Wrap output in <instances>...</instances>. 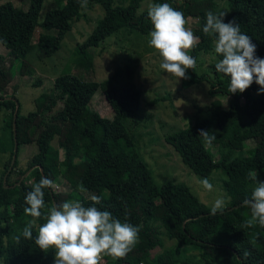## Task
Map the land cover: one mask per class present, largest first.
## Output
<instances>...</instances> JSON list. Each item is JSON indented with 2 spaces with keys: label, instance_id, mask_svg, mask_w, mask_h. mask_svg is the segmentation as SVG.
Masks as SVG:
<instances>
[{
  "label": "trees",
  "instance_id": "obj_1",
  "mask_svg": "<svg viewBox=\"0 0 264 264\" xmlns=\"http://www.w3.org/2000/svg\"><path fill=\"white\" fill-rule=\"evenodd\" d=\"M20 1L27 6L26 10L16 9L10 1L0 4V45L7 51L5 56L0 54V92L10 87L16 60H19L18 74L32 76L30 57L36 55L38 60L53 57L85 13L80 0H51V8L40 19L48 0ZM143 1L146 0H129L123 7L115 6L113 0H88L87 9L99 6L103 16L79 48L77 65L85 73L93 70L90 48L99 47L123 29L149 35L153 26L147 10L139 12ZM148 1L167 2L181 11L185 19L198 20L199 27L193 33L200 39L189 50L192 57L197 60L201 53L214 52V39L203 33L206 13H218L213 0ZM233 19L252 38L256 55L264 59V0H228L224 22ZM39 24L43 31L33 43ZM216 62L203 74L189 69L186 75L190 78L182 79V86L207 83L211 98H229L227 108L214 103L205 118L166 137V143L195 175L206 178L219 170L227 176L222 184L231 201L222 214L215 216L210 215V209L187 186L169 182L156 185L151 171L133 149L127 120L140 113L141 92L134 83L135 67L131 64L117 67L102 82L80 79L73 74L60 75L51 89L34 99L38 115L34 125L21 114L20 104L13 96L0 95V113L7 116L3 131L9 134L8 139L0 137V154L9 153L0 180V226L3 228L0 255L4 264H54L55 250H41L35 237L38 226L46 222V216L55 206V191L45 190V207L37 227L32 230L33 239L24 238L23 230H18L27 216L23 191L26 181L31 178L33 189L42 177L53 180L55 185H63L68 201L78 200L88 207L94 203L91 196H99L101 204L97 207L102 211L140 227L139 243L125 258L105 256L100 264H193L192 254L198 264H264V228L242 227L250 218V209L241 206L255 187L249 173L264 182V94H258L259 85L255 81L243 94H231L230 79L216 71ZM40 83L33 85L38 87ZM97 91L103 94L111 119L92 108L91 100ZM241 121L255 134L251 146L241 137L238 124ZM32 127L35 129L31 136ZM202 129L216 136L212 145L218 147L219 160H215L199 137ZM56 138H61L58 146L52 144ZM14 139L16 158L19 148L31 143L36 154L29 160L27 169L10 182L17 167L15 160L8 172L14 155ZM27 172V177L22 179ZM234 206L237 208L231 210ZM2 236L6 238L5 243ZM166 241L172 244L166 247ZM157 249L161 252L153 256L152 252ZM245 252L247 256L243 255Z\"/></svg>",
  "mask_w": 264,
  "mask_h": 264
},
{
  "label": "rangeland",
  "instance_id": "obj_2",
  "mask_svg": "<svg viewBox=\"0 0 264 264\" xmlns=\"http://www.w3.org/2000/svg\"><path fill=\"white\" fill-rule=\"evenodd\" d=\"M12 2L16 9H27L20 0H0V4ZM218 13L228 12V0H213ZM115 6L125 7L129 0H113ZM51 0H48L40 13V19L46 14V10L51 8ZM151 1H143L139 12L148 9ZM103 10L99 6H93L86 9L84 16L76 22L72 30L62 41L61 48L50 58L38 60L36 55L29 59L30 66L34 70L32 76H21L18 74L19 60H16L13 72L14 78L11 85L5 92L0 95L13 96L20 104L21 114L27 121L34 125L38 119L33 101L44 91L53 86L54 80L62 74H73L80 79L102 82L107 79L117 67H123L125 64H131L135 67L134 83L141 92V111L136 117L127 120V127L133 143V149L138 153L148 169L152 173L154 183L162 185L164 183H176L187 186L193 195L208 209L211 210L212 204L217 197L226 199V206L230 204L231 199L223 187V181L227 176L221 171L216 170L211 173L207 179L213 184L212 191L206 190L202 184L201 178L195 175L179 159L178 155L166 143V137L177 131L193 125L197 120L207 116L209 107L214 103H221L224 109L227 108L229 98H211L208 95L209 86L207 83L193 85L189 88L182 86V79L173 77L170 73L161 69L160 64L162 57L153 48L149 47V35H140L123 29L106 39L97 48H90L89 52L94 59L93 70L85 73L77 65L79 58L80 45L91 34L92 29L102 18ZM186 27L194 31L199 27L197 19L188 18ZM39 25L35 28L33 43L37 42L38 36L42 33ZM6 50L0 45V54L5 56ZM190 55V53H188ZM195 71L203 74L209 71V66L217 61L216 54L212 52L201 53L197 58ZM41 81L38 87H34V82ZM92 108L101 116L107 119L112 118V114L103 94L97 91L92 100ZM7 116L0 113V137L9 138V134L3 131ZM242 129V139L249 146L252 145L254 132L247 130L244 121L238 123ZM34 127L30 131L33 135ZM66 132V129H65ZM61 138H56L52 144L58 146ZM215 160H219L217 146L209 147ZM36 154V148L33 143L22 145L19 148L16 158V173L10 177V182L14 181L19 172L27 169L29 160ZM9 159V153L0 154V180L5 171V165ZM28 175V174H27ZM26 175V177H27ZM32 180L26 181L23 188L24 194L32 191ZM55 205L67 200L63 185L56 184ZM224 208V209H225ZM30 217L22 222L18 230H24ZM3 234V228L0 226V235ZM3 243L6 238L2 236ZM166 247L172 243L165 242ZM161 251L154 250L153 256ZM195 254L190 255L193 264H198L197 260L192 258ZM225 255V253H223ZM0 264H4V258L0 255Z\"/></svg>",
  "mask_w": 264,
  "mask_h": 264
},
{
  "label": "clouds",
  "instance_id": "obj_3",
  "mask_svg": "<svg viewBox=\"0 0 264 264\" xmlns=\"http://www.w3.org/2000/svg\"><path fill=\"white\" fill-rule=\"evenodd\" d=\"M88 0H80L82 9H87ZM147 15L153 26L149 33V47L162 57L161 69L179 79H189V69L194 70L197 61L189 55L199 41V37L186 27L184 14L169 3L149 4ZM227 13H206L203 33L214 39V52L219 59L215 64L218 73L230 79L228 91L243 94L253 82L259 85L258 94H264V59L256 55L257 47L252 38L241 31L235 19L225 23ZM199 137L205 146H212L216 136L211 131L200 130ZM255 181L250 198L244 206L250 209V218L242 227L259 225L264 228V182L258 181L255 174L249 173ZM202 186L212 191L209 179L201 180ZM54 181L42 177L34 184L32 191L25 196L24 212L32 219L23 230L26 239H33V228L37 227L45 207V190H55ZM92 206H84L78 200L65 201L53 206L38 226L36 245L43 251L55 250L54 264H100L105 256L114 259L125 258L139 243L140 227L122 222L97 205L101 198L91 196ZM226 206L224 197H217L211 207L210 215L222 214ZM247 256L248 253L243 254Z\"/></svg>",
  "mask_w": 264,
  "mask_h": 264
},
{
  "label": "water",
  "instance_id": "obj_4",
  "mask_svg": "<svg viewBox=\"0 0 264 264\" xmlns=\"http://www.w3.org/2000/svg\"><path fill=\"white\" fill-rule=\"evenodd\" d=\"M15 120H16V113H15V115H14L13 130H14V128H15ZM16 152H17V143H16V141H15V139H14V155H13V157H12V161H11V163H10V167H9V169H8V172L11 171V169H12V167H13V165H14V162H15V160H16ZM27 174H28V172L24 174V176L22 177V179L25 178ZM22 179H21L16 185H18V184L22 181ZM5 180H6V176L4 177L3 182H5ZM5 188H7V187L5 186ZM54 205H55V202H54ZM243 205H244V202L241 203V206H243ZM236 208H237V206H234V207H232V208H230V209L233 210V209H236Z\"/></svg>",
  "mask_w": 264,
  "mask_h": 264
},
{
  "label": "built area",
  "instance_id": "obj_5",
  "mask_svg": "<svg viewBox=\"0 0 264 264\" xmlns=\"http://www.w3.org/2000/svg\"><path fill=\"white\" fill-rule=\"evenodd\" d=\"M101 262H102V260H101Z\"/></svg>",
  "mask_w": 264,
  "mask_h": 264
}]
</instances>
